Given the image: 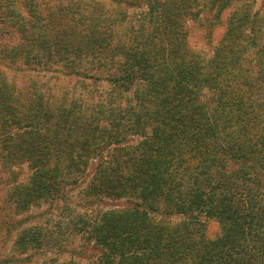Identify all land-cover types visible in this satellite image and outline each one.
<instances>
[{"label":"trees","instance_id":"16d2710c","mask_svg":"<svg viewBox=\"0 0 264 264\" xmlns=\"http://www.w3.org/2000/svg\"><path fill=\"white\" fill-rule=\"evenodd\" d=\"M3 3L12 65L107 70L104 95L59 104L0 73L4 146L33 169L28 198L96 161L88 189L107 207L77 218L99 251L87 264H264V0ZM122 4L144 12L130 20ZM225 13L212 54L197 50L190 22L210 32Z\"/></svg>","mask_w":264,"mask_h":264},{"label":"rangeland","instance_id":"374dc122","mask_svg":"<svg viewBox=\"0 0 264 264\" xmlns=\"http://www.w3.org/2000/svg\"><path fill=\"white\" fill-rule=\"evenodd\" d=\"M36 1L39 3V0ZM40 1L48 9L50 5L59 6L71 0ZM105 1L107 4L110 2ZM1 2L6 7L10 4V0H0ZM118 6L125 10L130 20L144 12V8H131L123 4ZM6 7L4 8L7 10ZM1 13L0 27L8 28V19L3 20ZM207 21L205 20L206 24L190 22V40L197 50L210 55L225 32L227 13L210 32L207 31ZM82 66L87 70L82 77H70L62 65L39 66L33 69L26 65H12L10 37L0 36V73L6 76L9 89L10 78L20 87H26L30 79H33L50 95L55 104L66 99L69 102L81 96L90 102L92 95H104L108 89L107 70L103 68L99 71L98 63L88 59L82 61ZM98 73L102 74L99 78H91ZM4 138L5 132L0 121V264H44L46 261L87 264L98 257L99 251L93 247V242L88 241L76 225L77 218L81 215L84 219H90L94 211H104L107 207L106 203H93L92 193L88 189L96 161L78 178L67 175L59 189L42 192L37 199L28 198L27 187L33 185L30 179L33 169L28 162L13 163L10 145L4 146ZM135 139L136 137H132V140ZM106 202H109L108 199ZM123 202L126 201L119 203ZM38 228L41 243H30L29 232Z\"/></svg>","mask_w":264,"mask_h":264}]
</instances>
